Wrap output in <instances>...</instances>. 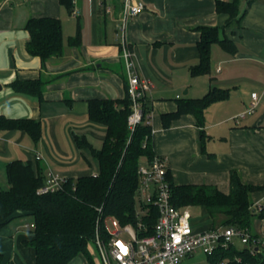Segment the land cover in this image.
I'll return each mask as SVG.
<instances>
[{
	"label": "crops",
	"instance_id": "crops-1",
	"mask_svg": "<svg viewBox=\"0 0 264 264\" xmlns=\"http://www.w3.org/2000/svg\"><path fill=\"white\" fill-rule=\"evenodd\" d=\"M143 1L146 8L130 17L123 31L122 0H74L79 14L60 0H0V116L41 123L38 138L24 128H0V179L8 181L14 160L30 162L45 180L51 170L65 178L99 172L98 159L78 145L77 137L102 147L107 126L91 119L90 101L125 97L122 52L127 46L138 74L152 84L147 98L153 149L168 158L175 183L209 184L229 193L231 172L237 170L244 182L264 187V0H241V19L230 24L216 0ZM33 17L62 21L63 51L45 64L28 50ZM204 26L220 28V37L233 40L237 51L213 43L210 71L193 75ZM79 33L80 43L71 45L70 38ZM16 80H43V97L17 91ZM213 88L227 90L228 96L207 107L202 125L193 113H185L164 126L163 114L176 111L180 99L200 98ZM254 92V112L239 117ZM262 198L264 188L251 194L252 202ZM200 211L205 219L194 220L196 227L211 228L206 208ZM254 224L259 229L252 233L264 246V215H256ZM33 230L34 218L25 210L0 227L2 264H37L36 250L28 243ZM68 264L90 263L80 254Z\"/></svg>",
	"mask_w": 264,
	"mask_h": 264
},
{
	"label": "trees",
	"instance_id": "trees-1",
	"mask_svg": "<svg viewBox=\"0 0 264 264\" xmlns=\"http://www.w3.org/2000/svg\"><path fill=\"white\" fill-rule=\"evenodd\" d=\"M69 10H73L74 0H60ZM217 10L228 14L227 24L241 19V0H216ZM31 37L28 50L40 56L43 64L52 56L61 55L64 47L62 21L53 17H33L28 22ZM198 43L200 63L192 67L193 75L210 71L211 46L218 42L230 53H236L235 42L220 37V28L201 27ZM80 43V33L70 38L71 45ZM43 80H16L13 87L43 97ZM120 99H94L90 101L89 113L94 121L104 123L107 133L101 148H95L85 137H77L81 147H88L99 161V172L78 178H67L63 188L56 192L38 193L46 180L38 174L30 162L14 160L8 165L7 189H0V227L7 224L19 210H25L34 218V237L28 241L37 255V264H68L83 254L90 264H95L90 243L95 240L97 220L101 226L108 217H116L125 225L136 224V191L138 188V169L145 160L153 159L152 126L148 113L152 110L148 98L143 99L144 116L134 130L129 126V115L133 103L128 92ZM228 96L227 90L213 88L200 98L180 99L178 108L163 114V123L169 127L171 122L185 113H193L199 125L204 123L207 107L214 101ZM0 128H24L30 130L35 138L41 132V123L33 119H11L0 116ZM172 202L178 208L205 207L207 214L216 226H237L248 229L253 238L251 226L255 216H263L264 210L255 212L252 208L251 194L264 187L243 181L237 170L231 172V190L221 191L209 184H177L169 169ZM149 213L143 217L149 225L158 220V209L150 204ZM100 209H102L100 211ZM263 243L262 240H260ZM261 243L244 244L237 248L234 243L229 248H221L207 254L208 264H264V248ZM3 256L0 254V264Z\"/></svg>",
	"mask_w": 264,
	"mask_h": 264
},
{
	"label": "built area",
	"instance_id": "built-area-1",
	"mask_svg": "<svg viewBox=\"0 0 264 264\" xmlns=\"http://www.w3.org/2000/svg\"><path fill=\"white\" fill-rule=\"evenodd\" d=\"M122 2L121 29L125 31L127 20L139 15L146 8V4L143 0ZM73 12L79 14L77 9ZM122 57L128 77V92L133 103L129 126L134 130L143 120V99L151 92L152 84L138 74L133 52L127 46L123 47ZM252 96L254 100L250 107L240 113L239 117L254 112L257 92ZM168 171V158L161 155H154L150 161L145 160L138 169L136 194L141 197V207L147 210L145 215L149 213L150 204L159 213L151 233L147 234L149 225L143 220L145 215L138 212L136 224L123 225L119 219L111 216L101 226L100 217L98 218L94 242L103 264H184L187 258L198 252L207 255L221 248H229L235 243V238L245 245L261 243L259 238H253L248 229L237 226H216L199 230L196 222L192 220L190 207L178 208L173 204ZM66 179L59 172L51 170L45 184L37 192H56L63 188ZM252 208L257 213L263 211L264 198L254 201ZM220 264H227V261Z\"/></svg>",
	"mask_w": 264,
	"mask_h": 264
},
{
	"label": "rangeland",
	"instance_id": "rangeland-1",
	"mask_svg": "<svg viewBox=\"0 0 264 264\" xmlns=\"http://www.w3.org/2000/svg\"><path fill=\"white\" fill-rule=\"evenodd\" d=\"M8 187H9V184H8L7 179L6 178L0 179V189H7ZM140 199H141V197H139L137 195V197H136V210L138 213L145 215L147 213V210L142 209ZM190 210L192 213V220H200V219H203L205 217L201 213L200 207H190ZM203 222H204V224L207 223V221H205V220ZM200 225L201 224H199L198 226H200ZM258 229H259L258 224L257 225L254 224L252 226L253 232H257ZM235 244H236L237 248H239V249L244 248V244L238 238H235ZM263 247L264 246H261V248H263ZM90 252L92 253L94 263L96 262V264H103L101 257H100V254L98 252L97 246H96L94 241L90 243ZM184 264H208L207 256L202 252H198L197 254L193 255L192 257L187 258L184 261Z\"/></svg>",
	"mask_w": 264,
	"mask_h": 264
}]
</instances>
